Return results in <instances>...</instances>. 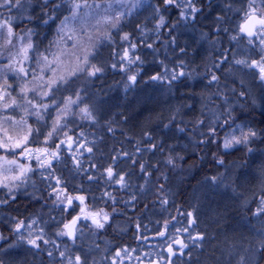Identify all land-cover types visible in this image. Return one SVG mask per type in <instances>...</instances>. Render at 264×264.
<instances>
[{
  "label": "trees",
  "instance_id": "obj_1",
  "mask_svg": "<svg viewBox=\"0 0 264 264\" xmlns=\"http://www.w3.org/2000/svg\"><path fill=\"white\" fill-rule=\"evenodd\" d=\"M176 2L179 7L165 5L163 0H145L141 8L111 30L109 40L106 38L95 43L94 48L103 66L106 61V72L96 79L90 81L86 75H81L65 86L53 88L54 95L50 94L43 100L35 93L27 95L32 97L33 104H50L46 112L40 110L44 114L43 120H38L32 112H28L26 119L18 117L22 119L21 125L31 126V145L36 149L52 150L54 144L66 139L63 132L74 139L71 150L64 144L60 145L59 159L52 161L51 170L35 169L33 180L39 182L42 194L50 189L53 195L55 189L52 186L56 185L54 180L59 177V186L66 190V194L83 195L87 205L109 213L110 221L105 227V241L111 243L109 254L120 247L119 239L128 240L123 244L143 245L139 239L156 238L167 223L169 244L174 239H183L189 245L183 255L166 253L163 256L170 258L171 264H241L242 260L243 264H264V248L259 247L264 241V213L257 214L256 211L261 197H264V149L249 151L239 147L225 150L215 138L203 147H197L202 137L196 125L201 122L204 128L217 117H220L217 119L219 122L227 114L226 106L231 107L233 102H237L236 109L230 113L239 115V120L250 122L257 135L261 136L262 141H257V146L264 143V113L251 104L247 91L250 88L264 93V88L255 69L235 64L237 59H256L260 53L249 55L248 50L256 53L261 49L260 45H252L247 50L237 48L235 44L237 40L247 41L239 33L247 9L246 0H191L198 11L194 20L186 22L182 20L181 13L188 10V0ZM69 3V0H21L20 6L32 7L34 20L16 24L14 32L28 35L30 30L29 37L34 46L30 57L33 60L46 56L49 64L61 50L58 45L69 43V39L62 41L57 32L59 19L69 15L65 8L69 9ZM1 11L6 16L10 14L7 9L2 8ZM16 12V8L11 11ZM184 14L187 15L186 12ZM161 16L164 18L162 25ZM183 27L184 38H181L179 31ZM125 34L127 40L122 39ZM233 36L238 39L233 40ZM208 38L215 44L207 45ZM220 41L224 43L225 50L216 48ZM124 51H131L129 59L139 57L140 63L132 65L129 59L122 60ZM225 54L228 60L222 65L223 61L219 63V60ZM28 66V77H9L13 91L18 89L15 80L26 83L31 79L34 69L30 61ZM49 68H42L41 73L46 74ZM35 72L39 70L35 69ZM181 72L183 75H179ZM132 74L136 75L134 86L125 90L126 80ZM174 74L176 79H172ZM213 74L218 78L215 81L211 79ZM157 76L160 78L153 79ZM77 94L82 101L104 102L102 117H99L102 125L89 126L78 116L71 117L45 142L57 110L64 107L68 97L75 100ZM17 95L18 105L23 95ZM53 99L56 104L51 106ZM24 106L27 109L31 105L24 103L20 108ZM79 106V103L73 104L74 114H77ZM12 110L3 114L20 112L19 109ZM180 128L185 130V134L179 136L177 129ZM188 135L196 140L185 150L179 143L181 137L187 140ZM81 144L84 147H79ZM89 147L91 152L86 151ZM36 149L25 156V161L38 164L34 159L38 154ZM76 160L80 161L79 166ZM109 166L116 174L124 175V186L107 178L105 169ZM23 189L33 191L30 187ZM52 195L47 202H52ZM20 197L31 196L25 192ZM27 204L24 201L17 204L11 199L0 203V233L6 240L16 239L7 216L14 215L25 222L38 216L40 225L44 223L42 227L46 224L61 226L73 211L68 209L67 212L63 208L62 211L46 212L48 206ZM119 220L127 221L129 228L119 230L115 227L113 222ZM189 235H199L203 239L193 245ZM51 238L48 244L40 241L38 249L27 248V244L25 256L20 251L15 259L0 256V263L67 264L59 252L66 251L67 246H75L78 240L72 242L67 236H57V233ZM160 238L159 241L162 240ZM79 245L77 250L72 248L68 251L82 250V243ZM172 246L178 248L175 244ZM49 252H52L51 256ZM147 254L150 256L152 252ZM153 258H157L156 255Z\"/></svg>",
  "mask_w": 264,
  "mask_h": 264
},
{
  "label": "rangeland",
  "instance_id": "obj_2",
  "mask_svg": "<svg viewBox=\"0 0 264 264\" xmlns=\"http://www.w3.org/2000/svg\"><path fill=\"white\" fill-rule=\"evenodd\" d=\"M61 1V0H60ZM70 3L68 4L69 9L67 8V6H65V8L67 10H69V15L71 14L70 8H71V0H69ZM145 0H96V1H89L88 4L89 5H99V7H89V8H82L80 10L79 13V17L75 22L72 23H68L67 26H64L61 24V19H59L58 24H57V32H59V37L62 41H66L67 39H69V43L65 44V45H58V50L57 55L55 56V58L53 59L52 62H49V64L47 63L48 61H44L42 59V57L37 58V60H33V58L30 57V51L28 52V59L24 60L23 59V54L21 52V47L23 44H26L28 42V40L30 39L29 34H14L10 39L12 41L11 44H7L6 43V34L5 36H0V76L6 75L7 76V81L8 84H11L9 81V77H11L12 75H16V77H22L23 74H17L14 71L8 70L7 69V65L11 62L12 59H15L16 61H19L20 64H22L25 69H28V64L30 61L31 67L33 72H35V69H38L39 72H35L37 74V76L39 77L41 75V70L42 68L45 69L46 67L49 68V66L51 65V67L49 68L50 71L46 72V74H43L44 79L47 80L49 77H52L54 74V78H56L57 80H59L60 77H63L67 82H63L60 81V83L56 86H54L53 88H57L58 86H65L66 84H68L71 81H74L75 79L80 78L81 75L83 76H87L88 79H90V81L96 79L97 77H99L100 75H102L104 72H106V64L104 61V66L102 64V61L99 57L98 51L97 49L94 48V44L99 42H102V39H106L105 37V33H111V30L114 28L118 27V24L120 22H122L126 17L130 16V14L134 13L135 11H137V9L141 8L143 6V2ZM149 2L151 0H148ZM243 1V0H241ZM246 5H248V0H246ZM259 3V0H256V4ZM110 5V7H109ZM260 4H257V6H259ZM247 8V6H246ZM2 9V8H1ZM0 9V13H3ZM17 12L16 13H10L9 16L13 17L14 20V26L16 24H21L23 22V24L28 20V22H30V19L34 20V18H32V7L25 5H21L19 8H16ZM247 10V9H246ZM183 12V11H182ZM184 12L187 13V15H183L182 20H184V22H186L187 20H194V18L196 17L197 11L193 12L192 9L189 7L188 10H184ZM183 12V13H184ZM3 15L5 17H7L4 13ZM67 16V15H66ZM189 16V18H188ZM65 17V16H64ZM63 17V18H64ZM117 17H119V19L117 20ZM62 18V19H63ZM107 18V19H106ZM126 20V19H125ZM244 20V16L242 18V21L240 23V25L243 23ZM99 21V22H98ZM113 23H115V27H113ZM185 31V28H181L180 29V33H183ZM15 33V32H14ZM17 36H24V40H18ZM200 39V36H198ZM107 40H109L107 38ZM32 42V40H31ZM64 43V42H63ZM99 43V44H100ZM208 43L207 45H214L215 42H211V40L208 38ZM33 44V42H32ZM236 47L237 48H243V49H247V47H252V45L248 44L247 41L243 42L241 40H237ZM107 45V44H106ZM254 45H259V42L257 41L256 44ZM34 47V46H33ZM98 46H96L97 48ZM224 43L222 41H220L216 48L220 51H222L224 48ZM33 49V48H32ZM85 50H87L88 52H90L91 54L89 55V61L91 64H95L97 67H101L103 69L102 72L97 73L95 76H90L88 75V70H87V66L80 64V61L77 59V57H79L81 60L83 59V56L85 55ZM225 50V49H224ZM241 51V50H240ZM116 52V51H114ZM248 54H255L258 55L257 53H261V49H259L258 52L256 53H252L251 50H248ZM130 52H128V54H130ZM223 53H225L223 51ZM233 55H239L240 53H232ZM246 55V54H244ZM260 55V54H259ZM259 55L256 59L259 58ZM227 55H224V58H222L221 60H219V63H221L222 61V65L223 63H226L225 60H228V58L226 57ZM103 59H105L104 57H102ZM129 59V56L128 58ZM130 60V59H129ZM39 61V63H38ZM135 62H139V60L135 59ZM134 62V63H135ZM114 65V64H113ZM133 65V63H132ZM82 67L85 70L84 71H77L76 75H70V73L73 71V69H76L77 67ZM135 70V69H134ZM130 76H133L130 75ZM134 76L136 77V75L134 74ZM234 77V76H231ZM17 79V78H16ZM31 80V79H29ZM259 81L261 82V85L263 86V82L259 79ZM15 82L18 83V89H15L14 91L12 90V88H8V92H11V95L13 97H15L16 99H18L17 94L20 93V87L24 84L23 81L19 80H15ZM14 82V83H15ZM135 82V81H134ZM134 82L131 81L129 79V77L126 80L125 83V90L126 89H130L131 87L134 86ZM259 82V83H260ZM3 83V79H0V84ZM30 88H33L34 91L32 92H28L25 94H22V102H19V106L15 107L16 105H14L11 108L5 109L3 107L4 103L8 102L7 99L0 101V139L4 138V134L5 131H7V134L10 136H13L14 138L16 137H23L24 135L27 134L28 132V125L27 126H23L20 124L21 122V118L18 117H22L23 119L26 117V115L31 112L36 111L35 109H33L31 106H28L27 111H24L26 106L21 107L20 106L22 104H27V100H32L31 96H27L28 94H33L35 93V95H37L36 93L43 90L44 85L42 84V82L37 79L35 81H32L29 85ZM82 87V86H81ZM84 89V87H83ZM80 89L79 90H83ZM15 91H17V93H15ZM248 93H249V100L251 101V104H253V106H255L256 108H258L259 110H261L264 113V93H261L258 91V89H253V91L249 88L247 89ZM26 97V99H25ZM84 98V96H83ZM76 99V98H74ZM85 99V98H84ZM33 102V101H32ZM77 103H79V107H78V112L77 114H74V111L72 110L73 108V104H69V114L67 116L64 117V119L61 121V125H65V120L70 119L71 117H75L78 116L80 119L85 120V124L89 125V126H101V118L102 114L101 111L103 109L102 105L104 104V102H101V104L99 103V101H95V100H86L82 101L80 99V101H78ZM76 103V104H77ZM235 103V102H233ZM230 103L231 107H228V105L226 106L225 110L227 112V114L221 118L218 122L217 119H219L220 117L217 118H213V121H209L206 126L204 128L203 124L201 122H199L196 127H197V132L199 134H201V142L197 145V147H203L205 143H207V141H209L211 138H215L217 140L220 141L222 148H223V141L225 139V137H230L231 135H236L239 136L240 135V130L243 129L245 132L248 131V129H252L254 130V128L251 126L250 122L246 121V120H239V115H232L230 112L231 110H235V106L236 103L233 104ZM35 104V103H34ZM233 104V105H232ZM87 106L89 108V110L92 112L94 119H89L86 118L82 113H80L79 109L83 108ZM12 109H19L20 112L19 114H14V115H10V114H3L6 111H10ZM13 111V110H12ZM240 113V112H239ZM25 115V116H24ZM7 117H11L12 119H6ZM18 118V119H16ZM20 119V120H19ZM26 119V118H25ZM104 125V124H103ZM214 129L215 132L213 133L211 130ZM235 129V132H233V130ZM178 130V134L177 135H182L183 133L185 134V130H183L182 128L177 129ZM255 131V130H254ZM203 134V135H202ZM204 135H207L206 137H204ZM33 136V132H31V135H29L28 137V142L26 145H24V147L28 148L32 151H34V149H36L33 145L30 144L31 141V137ZM194 139L196 140L195 137H192L190 135L187 136V140H183L181 137L179 146L183 147L185 150L186 148L189 147L190 144H193ZM74 140V139H73ZM188 141V142H187ZM190 141V142H189ZM257 141L261 142V136L257 135L255 138L250 139V141L247 144H238V145H234L233 147L229 148V149H225V150H232V149H237V148H243V149H264V143L262 144V146L260 148L257 147ZM190 143V144H189ZM65 145V144H64ZM253 145V146H252ZM195 147V145H194ZM198 147V148H199ZM196 149V148H195ZM23 149L21 148H17V149H3L0 148V201H7L9 199H11L13 202H17V204H20L21 201H24L26 203L32 204V203H37V204H41L44 206H48L46 210V212H50L51 210H56L58 209L59 211H62V209L64 208L67 212L69 208L65 207V204L60 203L59 201L56 200V193L50 192L51 190L48 189V191H46L47 193L42 194V190L39 188V182H34V178L32 177L35 172V169H46L47 167H39L38 164L34 165V163L32 161H25V155H22ZM73 152V151H72ZM262 152H264V150H262ZM76 154V151L74 152V155ZM4 157H6L8 160H17L19 163H23V164H30L32 171L28 172L26 174L25 177H21V179L19 180H14L12 179L13 176L18 174V169L15 165H11L8 164ZM74 157V156H73ZM35 159V158H34ZM41 159H43V155H41ZM32 160V159H30ZM35 163H36V159H35ZM233 167H236L234 164H232ZM5 177H7V179H5ZM264 178V177H263ZM54 182L56 183V178L54 180ZM4 185H8V187H5ZM25 187H30L33 191H25ZM9 188H11V191H9ZM37 188V189H34ZM58 188H60V186L56 183V185L52 186V189L58 190ZM262 188V187H261ZM26 192V195L31 196L30 198H22L20 197V195H23ZM52 195L54 196L52 198V202H47L48 197ZM47 198V199H46ZM49 203V204H48ZM96 204V203H95ZM42 209V208H41ZM44 217V216H43ZM44 219V218H43ZM7 220L10 223V228L13 232V227L16 223L17 220H22L21 218L17 219L16 217H14V215L11 216H7ZM35 220L36 223L32 224L31 227V231L33 233V235H35L36 233H38L40 230L42 231L43 237L45 240H48L51 242V237L53 234L57 233L60 231V229H63V225L65 223L68 222L69 219H66L63 224L61 226L58 225H51V224H46L42 227V225L44 224L43 222H41L42 225H40L39 223V219L38 216L36 217H32L29 220H27L25 222V225H28L31 223V221ZM118 221H114L113 224L115 227H119V230H124L129 228V223L125 220H119ZM167 223H164V225L162 226V230L161 232L164 231L165 229V225ZM79 230V234L77 237L78 242L75 245H79V243L81 244L83 241L88 243V246L85 247V250L82 249L80 251H75L73 252L74 255H79L82 258L86 259L88 258L91 262H97L99 259H104L105 261L103 262V264H115V259H116V253L119 251H122V249L124 248H114L112 250V253L109 254L107 253L110 250V245L111 243L107 242V240L105 241L104 244V248L100 247V243H98V232L96 229L90 228L88 229H84L83 226H79L78 228ZM25 232V234L27 235V231L28 229H24L22 230ZM1 234V233H0ZM14 234V232H13ZM15 238H16V234H14ZM168 235L163 236V238L160 239H166ZM161 237V236H160ZM1 241V240H0ZM146 239H139L138 242L140 244L145 245L146 244ZM49 242V243H50ZM38 243H40V241H38ZM150 247L153 248L154 252H152V254L150 256H148V258H145L144 256H142V258H138L136 255L139 252H131L130 255L127 252L122 251V260L125 259H130V264H158L159 261V257L160 256H166L167 252V247L168 244H165V241H158V242H150L149 243ZM26 247L27 244L23 243V242H17V239L10 241V240H4L3 242H0V256L3 257L4 259H15L17 258V254L18 251H20V254L25 256L26 254ZM27 248H34L31 245H29ZM75 249L77 250V246H67L66 247V251L65 253L67 255H71L73 253L69 252L71 249ZM162 248L161 251H159L158 249ZM35 249V248H34ZM69 250V251H68ZM129 252V251H128ZM109 254V255H108ZM150 254V253H149ZM148 255V254H147ZM153 255H157V258H153ZM19 262V261H18ZM2 264V263H0ZM128 264V263H125Z\"/></svg>",
  "mask_w": 264,
  "mask_h": 264
},
{
  "label": "snow or ice",
  "instance_id": "obj_3",
  "mask_svg": "<svg viewBox=\"0 0 264 264\" xmlns=\"http://www.w3.org/2000/svg\"><path fill=\"white\" fill-rule=\"evenodd\" d=\"M165 5H176L179 7L180 5L177 4L176 0H163ZM21 4V0H0V8L7 9L9 13H11L13 8H19ZM189 7H191L193 12L198 11V9L195 7L194 4L191 3V0H188ZM99 7V5H89L88 0H71V14L70 16H65L61 20V24L64 26H67L68 23L75 22L78 17L80 10L82 8H89V7ZM110 7V5H109ZM181 15L183 16L184 13L182 12ZM52 18V17H50ZM107 19V18H106ZM119 17H117V20ZM99 22V21H98ZM47 23V21H45ZM160 23L161 25L164 23V18L160 17ZM115 27V23L112 25ZM239 33L243 34L244 37L247 38V42L250 45L256 44V42H259V45L261 46V53L259 55L258 59H237L235 60V64L241 65L248 69H255L256 73L259 76V79L261 81H264V0H260V6H257L256 0H248L247 10L244 13V20L243 23L239 26ZM6 34V43L11 44V37L15 34L14 33V20L13 17L7 16L5 17L3 13H0V36H5ZM30 34V30H29ZM105 37L110 39V33H105ZM18 40L23 41L24 36H17ZM122 39L127 40L128 36L125 34ZM233 40L238 39L237 36L232 37ZM131 47H135V45H131ZM33 48V44L31 40L29 39L26 44H23L21 47V52L23 54V59H28V52L30 49ZM91 53L85 50V55L83 56V59L81 60L79 57L77 59L80 61V64L87 66L88 75L95 76L97 73L102 72L103 69L101 67H97L95 64H91L89 61V55ZM129 54L127 51H124L123 55L121 56V59L128 58ZM44 61H47V57H42ZM135 59H139V57H136ZM129 63H134V60H129ZM39 63V61H38ZM115 67V65H112ZM7 69L16 72L17 74H23L24 77H28L30 73L25 69V67L19 63V61H16L15 59H12L11 62L7 65ZM85 69L82 67H77L76 69H73V71L70 73V75H76L77 71H84ZM179 75H183V73H179ZM160 77H153V79H159ZM176 75L174 74L172 76V79H176ZM0 79H3V83L0 84V101L6 100L8 102L4 103L3 107L5 109L11 108L14 105H17V100L15 97L11 95L10 92H8V88L12 87L10 84H8L7 76L3 75L0 76ZM39 79L42 84L44 85L43 90L37 92L36 94L43 100V98L48 97L50 94L54 95L53 93V87L58 85L60 81L67 82L63 77H60L59 80L54 78V74L52 77H49L47 80L44 79L43 74L38 77L35 72L31 73V80L27 81L20 87V93L25 94L28 92L34 91L33 88H30L28 85L32 82ZM129 79L131 81H135L136 77L129 76ZM211 79L213 81L217 80L216 75H212ZM241 95H244L243 92L240 93ZM26 99V97H25ZM80 96L77 94L76 99L73 100L72 97H68L67 102L65 103L63 108H59L57 110L56 119L52 123L51 130L47 132L46 134V140L53 137V134L58 131V129L62 128L63 125H61V121L64 119L65 116L69 114V104H76L78 101H80ZM27 104L31 105L33 109H36V111L32 112V115H35L38 120L44 119L43 112H46L48 108L50 107V104L48 103H42L37 102L35 104L32 103L31 100H27ZM56 104V101L53 99L51 102V106H54ZM19 106V105H17ZM43 109V112L40 111ZM27 111V109H25ZM80 113H82L86 118L94 119L92 112L89 110L87 106L79 109ZM6 119L11 120V117H7ZM37 132H39V129H36ZM213 133L215 132L214 129L211 130ZM32 129L31 126H28V132L23 137H16L10 136L7 134V131H5L4 138L0 139V148L9 150V149H17L21 148L23 149L22 155H30L31 150L24 147V145L28 142V137L31 135ZM235 132V129L233 130ZM63 135L66 137L65 140H60L59 144H54L53 149L50 150L48 148H37L35 151L38 153L34 158L38 162L39 167H47L50 170L52 169V161L59 159V152H60V145L65 144L69 150H71L72 145L74 143L73 137L69 136L67 132H63ZM83 136V133L80 134ZM257 136V132L248 129L247 132H245L243 129L240 130V135H231L230 137H225L223 141V148L229 149L233 147L234 145L238 144H247L250 139L255 138ZM79 147H84L83 144L79 145ZM86 151L91 152L92 148L89 147L86 149ZM251 151V149H249ZM41 155H43V159H41ZM5 161L8 164L15 165L18 169V174L13 176L12 179L19 180L21 177H25L26 174L30 171H32V168L30 164H23L19 163L17 160H8L6 157H4ZM75 159V157H74ZM77 165L79 166L80 161L76 160ZM169 163H171V160H169ZM220 163H223L221 160ZM106 176L109 180H112L114 183L121 184L122 186L125 185V177L124 175L116 174L114 172V169L109 166L105 169ZM7 179V177H5ZM215 179V178H213ZM56 183L59 185L61 183V180L59 177H56ZM5 187H8V185H4ZM9 191H11V188H9ZM56 193V200L60 203L65 204L66 208H70L73 206V202L78 201L80 206V213L79 215L73 217L70 222L65 223L63 225V229H61L58 232V235L60 236H68L72 238L73 240L76 238V232L77 224L78 222L83 220H90L92 225H94L98 229H103L105 226V223L109 220V213L105 212L103 209H99L94 212H89L85 210L84 202H85V196L78 195V196H72L69 194H66V190L64 188H60L58 190H55ZM106 195L109 196L110 199L113 201L115 200L114 197L111 196L110 193H106ZM5 201H0V203H4ZM257 214L264 213V197H261L260 199V206L257 208ZM191 216V213L188 214ZM36 221H31L30 224L25 225V222L23 220H17L14 227L13 232L16 234L17 242H23L28 245H31L34 248H40V243L38 241H43L44 244H48L50 241L45 240L42 234L43 230H40L38 233L33 235L31 231L32 224H35ZM190 223H194V221H190ZM139 227V226H138ZM165 228H167V225H165ZM24 229H28L27 235L25 234ZM185 232L188 231L187 228L184 229ZM165 235V232H160L159 236L163 237ZM6 237H4L2 234H0V240H4ZM189 240L192 241L193 245L196 244L198 240H202V236H191L188 237ZM173 244L177 245L178 248H173ZM189 245L185 243L183 239H174L172 240V243L168 245L167 252L170 255H183L184 249L188 248ZM259 247L264 248V241L261 242ZM122 251L127 252L128 249H122ZM49 256L52 255V252L48 253ZM59 255L63 257L67 264H82V259L79 255H69L66 256L64 251H60ZM121 255L120 252L116 253V256L119 257ZM241 264H243V260L241 261Z\"/></svg>",
  "mask_w": 264,
  "mask_h": 264
},
{
  "label": "flooded vegetation",
  "instance_id": "obj_4",
  "mask_svg": "<svg viewBox=\"0 0 264 264\" xmlns=\"http://www.w3.org/2000/svg\"><path fill=\"white\" fill-rule=\"evenodd\" d=\"M67 194L72 195V196H78V194H71V193H67ZM77 203H79V202L74 200L73 206L69 208L70 210H73L70 219H72L73 217L79 215V213H80V206L78 204V207H77L76 206ZM84 207H85V210L86 211H89V212H94V211L99 210V209H94L93 207L87 205L85 202H84ZM109 221H110V219L105 223V226H104L103 229H98L94 225H92V223H91L90 220H83V219H81L79 221L78 227L79 226H83V228L85 230L86 229L89 230L90 228L96 229L97 232H98V235H99L98 243H100V247L101 248H104V244H105V227H106V224ZM164 232H165V235L164 236L168 235V228H165V231ZM78 234H79V230H78ZM158 238H159V233H157L156 238H152V237L148 238L145 241L146 242L145 245H136V244H134V245H127V244H123V243H128V240H126V239H119L118 240V243H119L118 245H120V247H118V248L128 249L129 252L127 251V253H129V255H130L131 252H136V253L139 252L137 254H140V256L136 255V256H138V258H142V256H144L145 258H148L147 253L149 251L150 252H154L153 248L150 247L149 243L152 242V241L153 242H158L159 241ZM155 240H157V241H155ZM163 240L165 241V244H168L169 245V242H168L169 237L168 236H167L166 239H162L161 241H163ZM70 241L75 242V241H77V238H75L74 240H70ZM75 246L78 247L80 245L77 244ZM86 246H88V243L85 242V241H83L82 242V249L85 250V247ZM158 250L161 251L162 248H160ZM119 252L121 253V255L119 257L116 256L115 264H125V263L130 264L129 263L130 262V259L127 260V259L124 258V260H122V257H121V256H123L122 255V252L121 251H119ZM159 258H160L159 259L160 262L158 264H171L170 258L168 259V258H164L162 256H160ZM104 261H105L104 259H99L97 262H95V261L94 262H91L88 258H86V259L83 258L82 264H103Z\"/></svg>",
  "mask_w": 264,
  "mask_h": 264
},
{
  "label": "bare ground",
  "instance_id": "obj_5",
  "mask_svg": "<svg viewBox=\"0 0 264 264\" xmlns=\"http://www.w3.org/2000/svg\"><path fill=\"white\" fill-rule=\"evenodd\" d=\"M181 38H184L183 33L180 35ZM258 148H260L261 146H257Z\"/></svg>",
  "mask_w": 264,
  "mask_h": 264
},
{
  "label": "water",
  "instance_id": "obj_6",
  "mask_svg": "<svg viewBox=\"0 0 264 264\" xmlns=\"http://www.w3.org/2000/svg\"><path fill=\"white\" fill-rule=\"evenodd\" d=\"M263 86H264V83H263ZM70 221H71V220H70ZM70 221H68V222H70ZM68 222H67V223H68ZM69 238H70V237H69ZM70 239H72V238H70Z\"/></svg>",
  "mask_w": 264,
  "mask_h": 264
}]
</instances>
